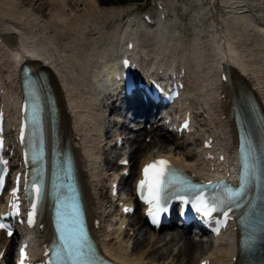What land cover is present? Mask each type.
I'll use <instances>...</instances> for the list:
<instances>
[{
  "label": "bare ground",
  "instance_id": "bare-ground-1",
  "mask_svg": "<svg viewBox=\"0 0 264 264\" xmlns=\"http://www.w3.org/2000/svg\"><path fill=\"white\" fill-rule=\"evenodd\" d=\"M64 2L65 0H27L26 6L19 0H0V31L4 34L13 31L32 37L39 43V47L34 50L26 46L28 55L36 54L58 77L55 92L62 116L59 135L77 157L89 195L88 208L97 216L91 225L92 232L106 254L124 264H196L210 251L209 245L196 242L178 231L156 236L145 228L139 214H135L132 227L126 231L122 228L124 220L110 224L102 216L101 207H105L106 203L98 193L107 174L103 173L105 161L98 150L101 137H98L97 124L101 121V114L94 107V90L98 86L91 83L85 72L87 62L81 52L85 41L81 38L87 33L91 34L89 52L96 53L92 66H101L105 59L101 43L112 37L113 46L109 48V54L116 47L119 49L121 43L117 36L120 32H125V28L120 23L119 12L100 10L90 0L91 13L85 16L83 28L80 31L74 29L71 38H67L65 33L56 28L53 20L54 16H60L57 15L60 12L58 9L50 22L39 18V15L50 12L58 4L66 6ZM158 2L169 7L165 0ZM171 7L176 10L177 5L173 3ZM182 10L188 15L187 21L184 24L176 15L173 24H177L180 29L183 27L189 33L188 36L184 37L182 31L176 30L172 21L168 20H156V26L145 27L144 50L153 64L148 65L154 66L157 63L169 73L177 68L178 73L188 71L187 83H190L193 97L191 101L206 114V129L214 131L213 134L221 145L228 148L234 134L229 109L237 107L241 112L238 106L239 91L250 92L264 105V34L251 24L252 21H260L264 25V0H188ZM109 25L112 26L110 30L107 28ZM12 47V56L15 55L17 60L22 61L24 56L18 52L20 47L14 44ZM16 66L13 63L11 66H4L9 79L14 80L13 84L16 80ZM220 69L228 77L225 82H220L217 78ZM191 74L194 80L191 79ZM5 101L8 108L12 109L16 97L9 95ZM143 131L140 130L144 133ZM152 138L149 144L139 140L132 142V175L136 172L139 161H146L155 153H168L182 164H187V161L195 157L193 149L184 150L173 142L170 135ZM189 164L192 168H202L200 161ZM100 194L102 195L101 192ZM129 232H133V237L128 236ZM46 234L48 229L44 227L43 231H37L34 236L41 241ZM4 244L7 242L2 241L0 236V248ZM220 254L221 256L212 260V264L227 257L232 258V248H222Z\"/></svg>",
  "mask_w": 264,
  "mask_h": 264
},
{
  "label": "snow or ice",
  "instance_id": "snow-or-ice-1",
  "mask_svg": "<svg viewBox=\"0 0 264 264\" xmlns=\"http://www.w3.org/2000/svg\"><path fill=\"white\" fill-rule=\"evenodd\" d=\"M142 177L143 178L137 183V190L140 193L141 198H146L149 205H157L160 207L161 211H164L165 209L163 208L161 201L165 199V189L177 180L174 171L170 169L166 160L158 159L144 166L142 169ZM145 191L147 192V197L144 196ZM36 192L37 194L39 193L38 188L36 189ZM177 198L181 200L184 199L182 196ZM185 202L188 203L189 201ZM190 202L197 212H201L205 216H210L213 211H216L217 208L222 206L224 203V201H219V203H217L215 197L211 198L210 200H205L202 193H197L195 198ZM35 208L36 204L33 203V211L28 213L29 224L33 222ZM148 214L152 215V212L150 211ZM223 215L226 217L228 212L224 211ZM3 227L4 225H0V228ZM9 235L11 236L12 233L9 232ZM20 255L22 258L25 255L23 248L20 249Z\"/></svg>",
  "mask_w": 264,
  "mask_h": 264
},
{
  "label": "rangeland",
  "instance_id": "rangeland-1",
  "mask_svg": "<svg viewBox=\"0 0 264 264\" xmlns=\"http://www.w3.org/2000/svg\"><path fill=\"white\" fill-rule=\"evenodd\" d=\"M43 1L45 2V0H43ZM95 1L100 5L101 4H109V3H105L108 0H95ZM118 1H124V0H118ZM126 1H127V3H133L134 4L133 8H135V7L138 8L136 13L146 11V10H152V8H153V0H133L131 2H130V0H126ZM186 2H187L186 0H181L179 2V4L183 5V4H186ZM64 4L66 6H61L60 4H58L50 12H46L43 15H39L40 20L50 22V20L54 16L56 9H58L60 11V12H58L57 15L64 14V13L65 14L74 13V17H77V15H79L80 13L81 14H87L90 10V7L87 4L86 0H65ZM54 18H55V16H54ZM184 19L186 20L187 17L185 16ZM140 141H144L146 144H148L146 142L145 135L142 136V139ZM158 235H160V234H158Z\"/></svg>",
  "mask_w": 264,
  "mask_h": 264
}]
</instances>
